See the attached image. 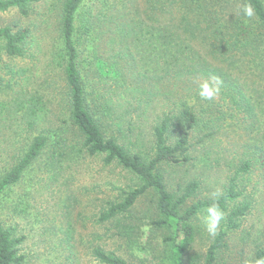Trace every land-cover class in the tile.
Masks as SVG:
<instances>
[{"label":"trees","instance_id":"obj_1","mask_svg":"<svg viewBox=\"0 0 264 264\" xmlns=\"http://www.w3.org/2000/svg\"><path fill=\"white\" fill-rule=\"evenodd\" d=\"M84 1L0 0V13L16 9L28 16L42 3L49 5L44 7V14L56 12L60 40L57 56L64 72L63 100L68 116L59 123L41 126L39 112L31 110L25 127L35 134L11 154V162L0 168V203L46 152L54 159L56 147L63 152L72 149V157L102 156L105 166L123 168L138 184L117 187L118 194L99 209V222L126 218L142 196L154 192L157 217L152 223L164 231L166 264H218L219 254L228 246V232L237 229L240 219L252 208L248 199L231 204L246 196L244 183L256 166L264 169V119L258 112L264 104V0H145L135 12L137 21L123 16L117 30L111 28L114 35L110 41L116 40L115 31L123 37H136L139 29L140 34H150L157 72L141 71L134 56L130 58L131 52L121 49L112 57L114 77H105L112 80L111 84L96 87V82L92 90L88 85L90 69L99 60L110 61L106 56L109 50L103 47V41L109 43L104 39L109 30L95 16L82 17ZM248 5L254 10L250 18L243 14ZM120 43L123 46L127 42ZM34 44L30 27L0 26V63L5 57L27 56ZM8 73L16 74L12 69ZM206 80L220 89L212 100L198 95L200 84ZM19 105L20 110L27 111L38 107L35 101ZM227 122H236L250 134L263 129V134L254 144L246 142L241 150L231 153L235 170L224 191L195 200L201 186L197 179L171 191L163 169L196 160L193 148L217 138ZM146 128L151 137L149 147L135 150L141 137L144 141ZM126 132L134 139L129 144ZM72 137L76 138L74 146L69 143ZM213 203L223 210L226 229L218 232L200 256L192 251L196 233L192 220ZM23 240L16 227L5 225L0 217V264L24 263L20 252ZM93 254L103 264H146L131 263L100 246ZM261 258L264 247H258L243 264H255Z\"/></svg>","mask_w":264,"mask_h":264},{"label":"rangeland","instance_id":"obj_2","mask_svg":"<svg viewBox=\"0 0 264 264\" xmlns=\"http://www.w3.org/2000/svg\"><path fill=\"white\" fill-rule=\"evenodd\" d=\"M144 1H84L80 10L82 17L95 16L109 30L104 34L109 43L103 41V47L109 50L106 56L110 61L99 60L90 69V90L96 82V87L111 84L112 80L105 77H114L112 57L121 49L131 52L130 58L134 56L141 71L157 72L159 65L153 59L154 53L148 41L150 34H140L137 28L136 37L140 36L137 41L134 35L123 37L115 31L116 40L110 41L114 35L111 28L117 30L121 17L138 20L135 12L143 7ZM46 5L48 8V3L36 4L28 16L21 15L16 9L0 13V26L30 27L35 37V44L27 56L5 57L0 63V168L11 162V154L19 151L26 139L35 134L25 127L31 110L39 112L41 121L38 124L41 126H47L49 122L59 123L68 117L63 100L64 72L57 56L60 43L58 18L56 12L43 13ZM121 40L127 43L122 46ZM10 69L16 74L8 73ZM34 101L41 109L20 110L19 102L29 105ZM221 105L224 106V100ZM261 109H264V104L258 109L264 119ZM235 116L238 118L239 114L235 113ZM257 131L250 134L236 122H227L217 138L193 148L196 160L163 169L169 189L176 192L179 184L185 185L197 179L201 186L195 200L219 195L235 170L231 153L241 150L246 142L254 144V140L263 134V129ZM149 133L146 128L142 135L144 141L141 137L138 147L131 148L146 150L151 138ZM127 138L129 144L132 135L128 134ZM69 143L74 146L76 138L72 137ZM56 149L54 159L51 153L46 152L21 181L4 194L0 203V217L5 225L15 226L17 234L24 237L20 246V252L25 256L23 264H103L93 254L97 246L131 263L166 264L162 240L164 231L152 223L157 217L154 192L142 196L126 218L99 222V209L118 194L117 187L134 186L138 180L117 165L105 166L102 156L92 158L80 154L72 157V149L64 152L61 148ZM218 158H221L220 163ZM244 184L247 186L246 196L231 205L248 199L252 208L240 219V226L228 232V246L219 254L218 264H243L253 257L258 247H264V169L257 165ZM206 218L207 212L203 211L192 220L196 232L192 251H198L200 256L206 253L215 238L207 231ZM225 222L224 215L219 231L226 229Z\"/></svg>","mask_w":264,"mask_h":264},{"label":"clouds","instance_id":"obj_3","mask_svg":"<svg viewBox=\"0 0 264 264\" xmlns=\"http://www.w3.org/2000/svg\"><path fill=\"white\" fill-rule=\"evenodd\" d=\"M243 14L250 18L254 15V10L250 5L245 6ZM219 90L220 89L217 84L206 80L200 84L198 95L201 99L212 100L219 93ZM206 212V228L209 235L214 237L218 234L220 222L224 218V212L216 203L209 205ZM255 264H264V258L257 260Z\"/></svg>","mask_w":264,"mask_h":264}]
</instances>
